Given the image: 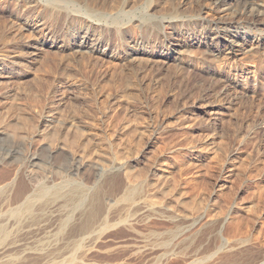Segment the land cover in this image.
I'll return each mask as SVG.
<instances>
[{
  "label": "rangeland",
  "instance_id": "374dc122",
  "mask_svg": "<svg viewBox=\"0 0 264 264\" xmlns=\"http://www.w3.org/2000/svg\"><path fill=\"white\" fill-rule=\"evenodd\" d=\"M29 1L0 0V26L2 32H0V50L4 49L3 46L7 47L10 45L17 32L19 33L27 22L31 24H43L42 22H44L46 25H50L52 21L47 11L50 12V7L55 5L56 9L59 8L61 10L59 17L62 19L58 22L62 30L60 38L58 40L56 38L57 41H64V43H69L70 46H73L77 39L89 29L88 31L92 37H98L103 41L100 44V50L109 54L115 53L117 59L109 62L98 61L99 63L96 62L97 60L90 59V62L86 60V64L89 65L79 66L77 55H73L72 52L70 54L68 52L55 51L57 52L56 54L48 51L44 53L45 55L41 59L42 63H44L43 67L47 68V70L39 66L41 70L45 69L47 72L39 71L40 74L42 73L41 77L38 74L39 72H35L41 78L38 77L40 80L37 83L41 86L37 88L35 83H31L30 80L26 82L25 80L23 83L21 82L23 87L27 85L24 87L26 89L25 94H23L24 91L22 90L24 88L21 89L22 95L20 88H18L19 94L15 96L17 99L14 96H8L9 98L6 97L5 100L2 97L0 98V108H4L5 111L10 106L11 109V112L8 110L5 111L6 113L4 111V113L2 112L3 114L0 113V127H7L5 125H8V132L0 133V183L5 180L6 173L14 171H18L19 175H21L20 183L23 181L28 182L27 172L33 169L31 167V162H33L36 165L34 169L44 183L52 184L56 180L63 179L70 181L74 185L80 184L86 188H93L94 190L91 191L83 208L86 210L96 207V198L108 191L109 184L118 181L119 177L116 174L109 178L104 176L105 171L111 167L110 164L117 153L119 155L127 154L130 157L139 156L143 160L141 164L139 163V165L131 169L132 171L134 169L133 175H145L147 174L146 171L152 167V169L160 168L159 170L163 173L166 172L165 176L174 177L173 175H177V171L173 168L175 167L174 165L176 163H185L187 165L186 171L187 173L189 172L188 175L191 173L190 176L194 175L197 181L194 180V184L192 182V184L190 183L185 187H178V190L174 186H172L174 190L170 185L163 186L162 194L164 195L162 196L160 193L158 197L165 198L168 195L166 198L169 205L173 207L172 209L180 210L183 207L182 205L185 208L186 204L184 203L191 204L190 202L188 203L185 199L186 196H184V194H188L187 197L190 195L192 198L193 196V203L206 206L211 210V214L218 216L220 215L218 213L222 212V216L226 215V217L231 216L230 208L233 205L236 207L240 205L244 215L241 214L239 216L237 214L240 218L236 216L238 218H236V223H238V220H240V223L241 220L249 219L246 222L250 225L243 223L244 227L243 225L241 227L238 225L239 223L234 224L235 221L230 222L231 225L228 222L229 224L226 223L221 228V235L223 237L226 235L227 237V232L225 231L230 230L226 229L229 225L230 228L234 227L232 226L233 224L240 226L243 233L245 229L248 230L246 227L250 228L252 225L251 227L253 228V224L257 221L258 223H255L257 226L255 225L253 230L250 228L253 232L250 233L249 230V232L245 230L247 234L246 232L243 234L248 235V237L251 236L253 241L255 240L253 243L263 244L264 164L262 162L264 161H259L255 158H257L256 149L264 140V129H261L264 127V49H259L255 46L254 48L253 44L247 41V56L239 57L236 60L229 59L227 56L228 49L209 52L205 46H201L198 43L193 45L185 44L183 48L174 49L175 45L195 38L197 34H200V29H207L213 26L215 21H222L221 23L225 24L233 21V19L239 20L241 17L240 22L243 19V22H246L247 17L244 18L243 11L245 9L241 7L242 4L239 6L238 2H233L231 10H227L229 7L226 4L218 5V7L216 5L218 10L215 9L211 12L212 15L203 18L206 10L211 9V7L215 8V6H211L212 3L210 4L209 0H99L97 2H95L96 0H91V6L88 4L90 0H34L36 5L32 3V6L28 7ZM92 2H95V6ZM248 3L249 6H253L254 10H257L256 13L261 12L258 19L264 21V0H248ZM40 6L41 8L39 9L38 7ZM91 12H94V14ZM213 17L217 18L214 19ZM212 19L214 20L211 21ZM223 24L220 25L224 26ZM249 26L252 29V36L264 37L262 35L264 28L258 30L256 25ZM150 28L151 30H149ZM194 42H197V40ZM132 46L135 48L144 47L152 52L169 53L172 58H180V61L177 62L170 59L167 64H164V61L160 58H154L148 54L142 56L139 60L137 59V61L135 59L129 62L126 61V56L133 48ZM252 47L254 49H251ZM60 60L62 63L59 62ZM140 60L142 64H140ZM137 62L141 65L140 67ZM45 63H48L46 64L47 66L51 64V67H47ZM130 63L132 64L130 65ZM142 65L147 67L145 66L146 68H144ZM73 67H76V69L72 70ZM48 68L51 69L48 70ZM135 68L137 70L140 68V71L138 70L139 72H137ZM211 69H214L215 73L210 72L209 70ZM77 71L81 72V74ZM127 75L131 76L132 82L130 81V76L127 77ZM134 75H137V77L135 78ZM142 76L144 78L146 76L145 81H147L143 85L141 83L142 79H140ZM234 80L238 81L240 85H229V82ZM79 81V90L74 89L70 93L72 96H70V99L68 96L67 101L52 104L48 98L43 97L44 92H46L45 95L47 96V90L54 88L56 84L57 86H65L74 82L79 83ZM126 81L131 85L128 82L126 84ZM14 84L11 86H14ZM225 85L228 86H226L228 90L224 88ZM37 89L38 91L36 92ZM33 91L36 93H33ZM37 93L43 95L33 97ZM12 99L14 100L12 101ZM203 102L209 103L206 108L208 111L211 112L216 109L221 110L223 113L225 122L216 133L214 132L216 136L217 134L219 136L217 137L216 145H218V142L225 141L227 144H221H225L224 146L230 145L231 148L234 146L239 147L235 152L236 155H232L231 152L230 154L222 153L220 150L213 151L214 149L210 150L211 146H209L207 150H203H206L205 154L208 153L203 157L201 151L195 147L201 143V140L212 133L205 129V125L199 126L193 131L179 129L183 118H181V114L183 113L182 115L185 117L186 115H191ZM210 104H212L211 107H209ZM7 106L8 108H6ZM44 118H47L54 126L56 125L55 129L57 130H54L55 134L53 131L51 132L49 137L52 136L50 138L47 136V132H45V136L50 141L54 137V140L57 139L67 143L73 152L59 147L54 148L50 145L51 143L49 144L47 140L43 139L44 137H38L36 129L43 130L45 128L46 124L42 120ZM47 137L45 138L48 139ZM236 139L243 141L240 143ZM151 140L155 143L154 149L148 148V143ZM240 144L243 145L241 146ZM202 148L205 147L203 146ZM202 148L199 149L202 150ZM10 160H13L11 161L12 163ZM172 163L174 164L172 165ZM107 167L109 168L107 169ZM172 173L173 175H171ZM196 175L199 176L196 177ZM223 178L226 181L228 180L227 185L218 194H215L216 184ZM155 179L152 183H155ZM175 190L176 192H174ZM252 191L256 196L253 195L252 197L250 195ZM230 205L231 207L229 208ZM223 212L226 213L223 215ZM246 212H249V214H246ZM80 214L77 213L75 218H78ZM246 215L250 218L254 217L256 221L250 220ZM81 218L77 224V229L86 224L88 213L86 212ZM67 219L68 216H63L62 218L54 219V222H48L47 227L49 230L46 227L47 231L44 229L39 236H36V240L43 239L50 231L55 230L56 232L57 228L58 230L60 229L61 224L65 227ZM158 219L152 217V220L148 223L152 222L151 225L155 224L154 227L160 226L162 230L165 229V222L166 224L169 222L164 219ZM148 223L147 225L143 223L137 224L138 227L136 228L138 231L143 229L147 231L149 228L154 230V227L152 228L153 225L150 227ZM59 224L60 226H58ZM161 225L165 226V228ZM199 225H201V222L196 224V228ZM142 226L145 227L142 228ZM123 230L124 227L120 224L104 229L102 237L104 239H100L96 243L95 247L97 249H92L89 258L88 256L82 257V254L78 252L79 250L75 246V248L73 247L74 243L77 242H74L75 239L72 238L71 242L68 243L69 247H66L64 251L51 255L50 259L47 258L41 261L36 259L38 263L33 260L29 264H47L51 261L58 263L65 261L68 257L67 260L73 259L74 261L69 262L66 260V264L81 261L85 262V264H161L156 260L155 254L150 251H147L150 252L149 254L136 252L133 248L141 244L140 239L134 238L135 235ZM144 230L143 232H145ZM43 233L45 234L43 235ZM254 234L259 237V240L254 237ZM211 235L212 238L213 236L214 238L216 237L214 234ZM212 238L211 241L214 239ZM216 238L212 243L217 242L219 244L218 236ZM120 242L122 243L120 244ZM115 245L117 246L114 247ZM119 248L122 250H119ZM14 253L16 254V252ZM170 257L168 262L162 264H170L172 261L173 263L171 264H177V262L178 264L179 262L186 263L184 260L180 261L181 258L179 257V259L174 257V260L172 256ZM152 259H155V262ZM230 261L232 259L228 256H221L219 260L218 258L197 259L195 262L187 261L186 264H220L221 262V264H237L234 260L232 263Z\"/></svg>",
  "mask_w": 264,
  "mask_h": 264
},
{
  "label": "bare ground",
  "instance_id": "6f19581e",
  "mask_svg": "<svg viewBox=\"0 0 264 264\" xmlns=\"http://www.w3.org/2000/svg\"><path fill=\"white\" fill-rule=\"evenodd\" d=\"M97 1H99V0H96L95 2H97ZM29 2H31V0ZM29 2H28V7L29 6L31 7L32 3H34L35 1L33 0L30 4H29ZM90 2H91V0L89 1L88 4H90V6H91ZM95 2L94 3L92 2L94 4V6H95ZM233 2H238L239 6L242 4L241 7H243L245 9V11H243V14L245 15L244 18L247 17L246 22H243L244 19L240 22V19H241L240 16H239L240 17L239 20L233 19V21H231V22L228 21L229 23H225V24L221 23L222 21H220V22L215 21V22H213V24H214L213 26H211L210 28H207V29H205V28L200 29L201 30L200 34H197L195 36V38L189 39L188 41L183 40L184 43L182 42L181 44L175 45L174 49L176 50L178 48H183V46L185 44L186 45L187 44L193 45L194 43L195 44L198 43L201 46H205L209 52L221 51L223 49H228L227 56L229 57V59H234V60H236L239 57H246L247 56V53H248V50L246 47L247 41L249 43L253 44V47L255 46L256 48L258 47L259 49H264V43H263L264 37L260 38L258 36L257 37L252 36L251 35L252 29L249 26V25H256L258 30H260L261 28H264V21L258 19V16L261 12L256 13L257 10H254L253 6L248 5L249 4L248 0H209V3L210 4L212 3L211 6L213 5V6H215V8L211 7V9L209 8V10H206L205 16L203 18H206V17L212 15L211 12L214 11L215 9H217L218 5L226 4L229 7V8H227V10H231ZM34 4L36 5V3H34ZM216 5H217V7H216ZM24 6H26V5L24 4ZM38 8L40 9L41 6ZM50 8H51L50 12L47 11V14L49 13L48 15H50V19L52 21V23L50 25H48V24L46 25L44 22H42L43 24H41V23L40 24H31L30 22H27L25 24V26L21 29V31L19 33L17 32V34L15 35V38H13L10 45L7 47L3 46L4 49L0 50V98L2 97L5 100V98L8 96L9 97L10 96L11 97L12 96H14V97L18 96V94H19L18 88H20V93H21V89L27 86L26 85L23 87L21 84V82L23 83V81H25V80H26V82L28 80H30L31 83L32 82L35 83V87H37V88H38V86H41L40 84H37V83L41 79L40 77L42 76L41 75L42 73L40 74L39 71L43 72V71H45V69L47 70V68L43 67L44 63H42V60H41L42 57L45 55L44 54L45 52L51 51L50 53H56V54H57V52H55V51H59L62 53L72 52L73 55L74 54L77 55V58L79 60V66L86 64L87 61L90 62L89 61L90 59H93L95 61L97 60L96 62H98V61H100V62H104V61L107 62L108 61L109 62L110 60L113 61V60L117 59V56L115 55V53L109 54L106 52H102L100 50V46H101L100 44H102L103 41H101V39L98 37H96V38L92 37L90 35V32L88 31L89 29L87 30V32L83 36H81V37H79V39H77L76 43L73 46H70L69 43L68 44L64 43V41H61V42L57 41L58 38H60V34H61V30H62V28H60L59 23H58L59 21L62 20L59 17L61 10H59V8L56 9L57 7L55 5H52V7H50ZM92 8H94V7H92ZM25 9H26V7H25ZM32 9L34 10V8H32ZM61 9H63V8H61ZM64 10H66V9H64ZM93 11H94V9H93ZM94 12H96V11H94ZM94 12L93 13L91 12V13L94 14ZM240 15H242V14H240ZM216 18H214V19H216ZM214 19H212L211 21H213ZM224 20H225V18H224ZM62 24H63V22H62ZM220 24H223L224 26H221ZM148 25H149V23H148ZM159 25H160V23H159ZM159 25H157V26H159ZM213 27H215V28H213ZM174 28H175V26H174ZM149 30H151V28ZM0 32H1V26H0ZM9 32H10V30H9ZM150 33H151V31H150ZM155 34H157V33H155ZM262 35L264 36V32L262 33ZM169 36H171V35H169ZM259 36H261V35H259ZM63 37H64V35H63ZM56 38H57V40H56ZM258 38H260V39H258ZM195 40H197V42H194ZM141 43H142V41H141ZM253 47L251 49L255 48V47L254 48ZM52 51H54V52H52ZM148 54L151 57L153 56L154 58H160L161 60L164 61V64H167L170 59H173L174 61H177V62L180 61V58H178V57L172 58L169 53H162V52L158 53L157 51L152 52L151 50L148 51L144 47H137V48L133 47L130 50V52L128 53V55L126 56L127 57L126 61L131 62L132 60H135V59L137 61V59L139 60L142 56L148 55ZM93 60H92V62H93ZM59 62L62 63L61 60ZM125 62H124V65H125ZM140 62H141V60H140ZM41 63H42V65H41ZM120 63H121V61H120ZM46 64H48V63H45V65ZM63 64H64V61H63ZM131 64L132 63H130V65ZM140 64H142V62ZM140 64H139V67L141 66ZM50 65H48V66H50ZM87 65H89V64H86L84 66H87ZM118 65H119V63H118ZM146 65L148 66L147 62H146ZM39 66H42L45 69L41 70L39 68ZM145 66H143V67L146 68L147 66L146 67ZM76 67L75 68L73 67L72 70L76 69ZM136 67H138V66H136ZM143 67H142V69H143ZM67 68L71 69L70 67H67ZM50 69L48 68V70H50ZM139 69L140 68H138V70ZM138 70H137V72L140 71V70L139 71ZM145 70H147V69H145ZM66 71H67V69H66ZM209 71L212 73H215L214 69L213 70L211 69ZM35 72H39L38 74H40V77ZM45 72H47V71H45ZM77 72L79 73V71H77ZM140 73L142 75H144L142 72H140ZM46 74H49V73H46ZM79 74H81V72ZM137 74H139V73H137ZM129 76L127 75V77H129ZM134 77L136 78L137 75L136 76L134 75ZM140 79H142L141 80L142 85H143V83L146 84V82H147V81H145L146 76H145V78H144V76H142ZM124 80H126V79H124ZM130 81H131V76H130ZM151 81H152V79H151ZM127 82L128 81H126V84H127ZM229 83H230L229 85H231V86L232 85L233 86L240 85L238 83V81H236V80L230 81ZM12 84H14V86H11ZM128 84L131 85L129 82H128ZM226 86L227 85H225L224 88H226ZM79 88H80V81H79V83L74 82V83H70V84L65 85V86H62V85L57 86V84H56V86L54 88H49V90H47L48 91L47 96L45 95L46 92H44L45 96L43 94H40V93H37V95L33 94L34 96L33 95L32 96L38 97L40 95H43V97L48 98L52 102V104L55 102L61 103V102L67 101L68 96L70 99V96H72L70 93H72L74 91V89L79 90ZM24 89H22L24 91L23 94H25V91H26V89L25 90ZM37 91H38V89L36 90V92ZM36 92L33 91V93H36ZM21 95H22V93H21ZM15 98L17 99V97H15ZM77 98H79V97L77 96ZM14 99H12V101ZM0 102H1V100H0ZM6 105H8V104H6ZM208 105H209V103L206 104V102L205 103L203 102V104H200L197 107V109L195 110L194 113H192L189 116L186 115V117L184 115H182L183 114L182 113L181 118L182 117L183 118H182V121L180 122V125H179L181 128L179 127V129H182L183 131H193L195 128L202 126V125L203 126L205 125V129L207 131H209L210 133H212V134H210V136L201 140V143L198 146L195 145L196 146L195 148L201 151V154L203 155V157L208 154V153L205 154L206 153L205 151L209 148V146H211L210 150H213V149H214L213 151L220 150V151H222V153H229V154L231 152L232 155H234V154L236 155L235 152L238 150L239 147L234 146L231 148V146L229 145L230 146V149H229V146H227V145L224 146L225 144H227V142L225 143V141L224 142L223 141L222 142L217 141L218 145H216V140H217V137H219V136H218V134L216 136L215 133L218 131L220 126L224 124L225 120L223 119V113L221 112V110L214 109L213 111L210 112V111H208V109H206L208 107ZM211 105L212 104H210L209 107H211ZM3 107H5V106L3 105ZM6 108H8V106ZM8 110L9 111L11 110L10 106H9ZM8 110L5 109V111H8ZM3 111H4V108L1 107L0 113H2ZM10 112H7V113H10ZM42 120H43L44 124H46V125H45V128L43 130H41V129L37 130L36 129V134L38 135V137L39 136L44 137L43 139L47 140V142L49 144L51 143L50 145H52L54 148L59 147L63 150L73 152L72 148L67 143H65L61 140L58 141L56 138H55L56 140H54V137H53L54 141L52 139H51L52 141H50L49 138L52 135L50 137H49V135L51 134L52 131L54 133V130H56L55 129L56 125L54 126V124H51L47 118L46 119L44 118ZM5 126H7V127H4V126L0 127V133L4 134V133L8 132V129H7L8 125H5ZM148 127H149V125H148ZM150 127H151V124H150ZM261 129H264V127ZM157 130H159V129H157ZM155 131H156V129H155ZM45 132H47L46 134L49 138L47 136H45ZM45 137H47L48 139H46ZM112 140L113 139L111 138V141ZM236 140L239 141L238 139H236ZM242 141L243 140H241L239 142L241 143ZM244 142H245V140H244ZM221 143H225V144L223 145ZM148 144H149V147H148L149 149H154L155 143H153L152 140ZM114 145H115V143H114ZM203 146L205 148H202ZM172 148H174V147H172ZM199 148H202V150ZM196 149H194V150H196ZM204 149H206V150L203 151ZM256 150H257L256 151L257 152V154H256L257 158H255V159H258L259 161H264V140H263V143H260L258 145V148ZM119 152H121V151H119ZM192 152H193V149H192ZM144 153H146V152H144ZM184 160H181V161H184ZM11 161H13V160H10V162ZM142 161L143 160L139 156L130 157L127 154L119 155L117 153V155L114 157V159L112 160V162L110 164L111 167L110 168L107 167V169L109 168V170L105 171L104 176L109 178L110 176L116 174L119 177L118 181L117 182L114 181L111 184H109V188H107L108 191L105 192V194H103V195L101 194L102 196H100L99 198H96V200H97L96 201V207H91V208L86 209V210H84L83 208L85 207V202L87 201L88 196L90 195L91 191L94 190L93 188H86L80 184L74 185L70 181L63 180V179L56 180V182H54L52 184H48L47 182L44 183L41 181V177H39L38 172L34 169L36 167V165L33 162H31V167H33V169H31L27 172L28 173L27 174L28 182L25 181L26 183L24 181H23L24 183L23 182L20 183L21 182L20 181L21 175H19L18 171L6 173L7 175L5 176L6 177L5 180H3L0 183V264H29L31 261L33 262V260H34V262L38 263L37 260L41 261L43 259L46 260L47 258L50 259L51 255H53L55 253L62 252L65 250L66 247H69L68 243L71 242L72 238L75 239L74 242H77V243H74L75 245H73V247L75 246L79 250L78 252H80L82 254V255L80 254L82 257L88 256V258H89L90 257L89 254L91 253L92 249L96 248L95 247L96 243L100 239H102L103 233H104L103 230L110 227V226L118 225V224L122 225L124 227L125 231L130 232L131 234L135 235L134 238L137 237L138 239H140L141 244H138L137 246H135L133 248V249H135L136 252H143V254L144 253L149 254L151 252V253L155 254L154 256H155L156 260L161 264L168 262V260L171 258L170 256L173 257V260H174V257L175 258L179 257V258H181L180 261L184 260L186 263H187V261L188 262L189 261L195 262V260H197V259L208 260V259H212V258H218V260H219L221 258V256L222 257L228 256L229 258L232 259V261L234 260L237 264H264V242H263V244L253 243L255 240L253 241L251 236H249V237H248V235L246 236L248 230L250 231V233L253 232L251 230L254 229V226L256 225L255 223H258V222L256 220H254V217L250 218L246 215L248 218H250V220H254L256 222L253 224V228L251 227L252 225L250 226V228H252L251 230L249 227H246V228H248V230L245 229L247 231H245L243 228V230H244L243 233L246 232V234L244 235L242 233V229L240 228V226L243 225V227H244V224L248 225V222H246V221L249 219H247L245 221L241 220V222H240L241 224L239 223L240 220L237 221L239 224L236 223V220L238 218H240L239 216H241V214H243L242 213L243 209H240L239 204L235 203V204L239 205V207H236L234 205L232 207H231V205L229 206V208L231 207L230 208L231 209V213H230L231 216L226 217V215H224L227 211L223 212L224 216H222V214H221L222 212L218 213L221 216L220 215L216 216V215L211 214V210L209 208H207L206 206L204 207L202 204L197 205L198 203L197 204L193 203V201H194L193 196L191 198L190 195H189V197H187L188 194H184V196H186L185 199L188 201V203L190 202L191 204L184 203V204H186V206L188 205V207L185 206V208H183L184 205H182L183 206L182 209L174 210L175 208L172 209L173 207H171V205H169V203L167 201L166 197L168 195L166 197L164 196L165 198H161V196L158 197V195L160 193L162 196L164 195V194H162V190L164 188L163 186H166V185H170L171 187L174 186V187H176L175 189L178 190L177 189L178 187L188 186L190 183L192 184V182L197 178H195L194 175H193L194 177L193 176L191 177L190 176L191 173H190V175H188L189 172L187 173V171H186L187 165L185 163H183V164L182 163H176L174 165L175 167H173V168H175V170L177 171V175L176 174L173 175V173L171 174L174 177H168V175H166L167 176L166 177L164 175L166 172L163 173L162 171L159 170L160 168L159 169L158 168L152 169V167H150L148 169V171H146L147 174H145V175L144 174H142V175L141 174L140 175L134 174L133 175L132 173H134V169H133V171L131 169L135 168L136 165H139V163L141 164ZM76 162H78V161H76ZM177 162H179V161H177ZM11 163H8V164L10 165ZM174 163H172V165ZM262 163L264 164V162H262ZM190 164H191V162H190ZM190 164H188V166H190ZM152 175L154 178L152 177ZM198 176L199 175H196V177H198ZM154 179H155V183H152V181H154ZM104 180H106V179H104ZM195 181H197V180H195ZM227 182H228V180L226 181L225 178L220 180L216 184L215 194H218L222 190V188L226 187ZM193 184H194V182H193ZM170 186H168V187H170ZM172 189H173V187H172ZM176 190L174 192H176ZM179 192H181V191H179ZM163 193H164V191H163ZM172 195H173V193H172ZM250 195H252V197H253V195H255V194L252 191V194H250ZM169 197H170V195H169ZM195 200L197 201V199H195ZM176 201H177V199H176ZM183 201L186 202L184 199H183ZM169 202H170V200H169ZM178 202H179V200H178ZM179 205H181V204H179ZM94 206H95V204H94ZM228 211H229V209H228ZM86 212L88 213V218H87V221L85 222L86 224L84 226H81V228L78 227L80 229H77L78 222L82 219L81 217ZM77 213H81V214L79 215L78 218H75V215ZM234 213H235V215H233ZM246 214H249V212L248 213L246 212ZM63 216L64 217L68 216V219L65 222V227L62 224H61V226L59 224L58 226H60L59 228L61 230L60 229L58 230V228H57L56 232H55V230L50 231L47 233V235L45 237H43V239L36 240V236H39V234L47 227L48 222H50V221L52 222L54 219H56V218L59 219L60 217L62 218ZM236 216H238V218ZM246 216H244V217H246ZM152 217L164 219L169 223L166 224V222L164 221L165 222L164 225H166V228H165V226L161 225L165 229L162 230V228L159 226L161 228V230H160L159 227H157V228L154 227L155 224L154 225L152 224L153 225L152 226L151 225L152 222L150 224L148 223L149 221L152 220ZM154 220H156V219H154ZM199 222H201V225H199V227L196 228V224ZM228 222L229 223L234 222V224L236 223L240 226L233 224L232 226H234V227L230 228L229 227L231 225V223H230V225L226 228V229H230V230L227 231L225 229L226 230L225 232H227V237H226V235H224L225 237H223L221 235L220 230ZM141 223L146 224V225L148 223V225L150 227L151 226H152V228L154 227V230H150V228H149L147 231H145L143 229L145 232H143L142 229H141L142 231H140V230L138 231V229L136 228V227H138L137 224H141ZM251 223H252V221H251ZM50 224H52V223H50ZM168 224H170V225H168ZM259 225H261V223H259ZM53 226H55V225H53ZM139 227H141V226H139ZM144 227L145 226H142V228H144ZM158 228H159V230H157ZM47 229H48V227H47ZM45 233H43V235ZM211 234H214L216 237L218 236L219 241L218 240L217 241L219 242V244L217 242H216L217 244L215 242L212 243V241L216 237L214 238V236H213V238H214L213 239ZM76 235H78V236H76ZM254 237H256V235ZM211 238L213 239L212 241H211ZM256 238H258V240H259V237H256ZM260 239H262V237H260ZM256 241H257V239H256ZM261 241H263V240H261ZM121 243L122 242H120V244ZM136 243H135V245H136ZM115 244H117V243H115ZM117 245H115L114 247H116ZM126 245H128V244H126ZM132 246H134V245H132ZM125 248L127 249V247H125ZM133 249H131V250H133ZM119 250H122V249L119 248ZM147 251H150V252H147ZM14 252H16V254H17V252H18V254L19 253L20 254L16 255ZM131 253L133 254V252H131ZM151 256H152V254H151ZM68 258H66V260ZM80 259H81V257H80ZM178 259H175V260H178ZM66 260L63 262H58V263L51 261L50 263L48 262L47 264H66L67 263ZM72 260L69 259L67 261L71 262ZM227 261H229V260L227 259ZM232 261H230V263H232ZM171 263H173V261L170 262V264ZM181 263L182 262H179V264H181ZM33 264H35V263H33ZM73 264H85V262H82V261L81 262H74ZM177 264H178V262H177ZM223 264H226V263H223Z\"/></svg>",
  "mask_w": 264,
  "mask_h": 264
}]
</instances>
